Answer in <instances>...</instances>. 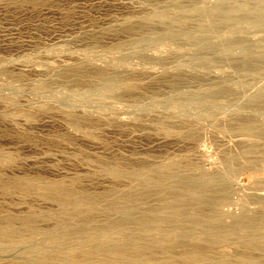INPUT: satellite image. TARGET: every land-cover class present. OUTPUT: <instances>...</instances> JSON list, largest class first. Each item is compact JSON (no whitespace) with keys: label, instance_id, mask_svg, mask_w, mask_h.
<instances>
[{"label":"rangeland","instance_id":"obj_1","mask_svg":"<svg viewBox=\"0 0 264 264\" xmlns=\"http://www.w3.org/2000/svg\"><path fill=\"white\" fill-rule=\"evenodd\" d=\"M221 1L0 0V227L10 223L25 234L28 216L38 231L15 244L1 241L0 264H71L39 262L32 253L65 251L46 230L112 227L156 205L152 195L116 214L104 210L134 185L106 166L156 178L175 161L170 169L193 178L226 177L225 223L264 212V0ZM221 4L228 11L239 5L232 14L238 25L210 13ZM161 11L169 18L159 19ZM239 11L251 16L242 20ZM126 24L134 28L121 30ZM247 121L257 132L241 128ZM184 125L195 130L192 140ZM247 161L263 167L258 177ZM29 179L70 189L76 200L92 196L102 213H64L38 188L22 192ZM202 209L199 203L184 215ZM263 233L264 223L255 236Z\"/></svg>","mask_w":264,"mask_h":264},{"label":"bare ground","instance_id":"obj_2","mask_svg":"<svg viewBox=\"0 0 264 264\" xmlns=\"http://www.w3.org/2000/svg\"><path fill=\"white\" fill-rule=\"evenodd\" d=\"M239 5L245 6L243 3H239ZM230 6H227V9L225 7L226 10H224L221 4L219 7L216 6L215 10L211 9L210 13L220 14L225 20H229L235 17L232 15L233 12L238 11V7L228 11V8L229 10L232 8ZM247 6L250 7L249 3L248 5L246 3ZM242 7L241 11L246 12L244 10L246 8ZM254 7L256 10V5ZM254 10L253 13H256ZM245 12H240L239 17L242 20V16L253 14L252 7L251 15H249V11H247L249 14H245ZM158 16L159 19L160 16L164 19L169 18L167 12L163 11ZM251 18L249 20H252ZM260 18L258 19L263 23L264 19L261 21ZM258 19H254V21H259ZM236 20L234 25H238ZM133 25L126 24L121 30H130L134 28ZM127 87L133 88L130 85ZM211 110H214L213 107ZM158 124L161 126V122ZM191 128L193 127L184 125L182 135L192 140L196 135H194L195 130ZM241 128L244 131H256V126L249 121L245 122ZM173 132L179 134L176 131ZM262 162L264 164V161ZM174 164L176 165L175 161L164 163L162 168L165 173L156 178L148 176L137 168L125 170L121 166L103 167L102 169L111 176H123L134 184L133 188L124 189L120 195L108 203L104 209L108 213L116 214L126 203L146 200L152 195L157 198L156 205L148 209L140 208L137 210V216L118 218L112 227L96 225L85 227L80 224L76 225L78 231L64 228L46 230L45 233L49 236L50 242L64 245L65 251L47 252L35 249L32 253L39 262L55 261L62 257L71 264H264V233L255 236V233L263 226L264 212L258 216H250L247 213L231 216L225 223L221 218L220 206L228 200L230 192V184L225 179L226 177L200 174L199 177L193 178L190 174L185 175L187 171L170 169V166ZM244 164L246 171L251 170L250 175L254 177H258L260 171L264 169L256 161H247ZM257 165L261 167V170ZM262 175L259 177L262 178ZM261 180L263 181V179ZM20 186L22 192L38 188L41 195L56 202L61 211L65 213L71 209L72 215L77 217L81 215L91 217L95 209H97V214L102 213L103 210L99 207L96 208L93 203L94 197L86 195L82 199L76 200V192L63 189L56 184L47 186L37 180L29 179ZM171 191H178L180 194L173 195ZM199 203L202 204L203 209L195 213L194 217L187 219L184 215L185 210L193 209ZM154 213H157L158 216H153ZM22 221L26 228L25 234L7 223L0 227V242L10 237V242L15 244L38 232L30 217L26 216ZM194 229L200 230L203 235H194ZM226 245L230 247V251L224 248ZM253 253L258 255L254 256Z\"/></svg>","mask_w":264,"mask_h":264}]
</instances>
